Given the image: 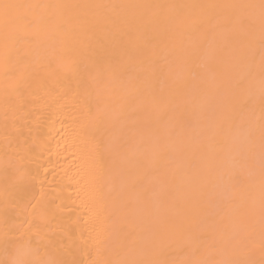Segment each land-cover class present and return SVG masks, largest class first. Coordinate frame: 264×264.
I'll use <instances>...</instances> for the list:
<instances>
[{"label": "bare ground", "instance_id": "1", "mask_svg": "<svg viewBox=\"0 0 264 264\" xmlns=\"http://www.w3.org/2000/svg\"><path fill=\"white\" fill-rule=\"evenodd\" d=\"M0 264H264V0H0Z\"/></svg>", "mask_w": 264, "mask_h": 264}]
</instances>
